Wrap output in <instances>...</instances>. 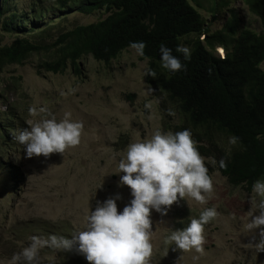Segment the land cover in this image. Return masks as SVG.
Returning <instances> with one entry per match:
<instances>
[{"label":"rangeland","instance_id":"374dc122","mask_svg":"<svg viewBox=\"0 0 264 264\" xmlns=\"http://www.w3.org/2000/svg\"><path fill=\"white\" fill-rule=\"evenodd\" d=\"M32 1L13 0L11 6L23 11ZM186 1L205 19L210 33L226 30L235 16L236 30L246 28L264 37L259 20L242 0ZM39 2L48 14L36 27L56 26L50 41L60 30L93 24L107 16L104 11L79 12L81 0H72L62 11L50 0ZM28 29L5 35L2 44L29 37ZM215 55L220 57L216 50ZM40 59L35 55L22 65L7 66L0 72V112L14 114V130L0 152V264H9L13 254L28 246L33 235L70 238L83 230L97 202L119 195L117 207L122 212L133 199L128 186H119L123 173L119 174L118 162L128 145L150 139L156 131L169 132L183 122L164 94L148 91L147 62L130 48L109 63L86 56L78 62L79 72L68 66L63 74L40 70ZM260 68L264 72V62ZM31 107H47L58 120L71 113L72 120L83 123L81 143L63 154L26 158L23 146L14 137L18 130L30 127V120L35 122ZM220 145L227 153L232 147L230 138L221 137ZM217 164L215 157H205L213 180L212 192L205 194L206 203L186 197L174 203L166 216L152 211L153 252L149 264H264V252L254 246L259 230L249 231L246 227L250 222V200L255 194L230 186ZM209 207L216 208L218 216L205 225L202 253L194 249L184 252L166 242L171 230L187 227L191 219ZM39 264L88 261L75 250L44 248Z\"/></svg>","mask_w":264,"mask_h":264},{"label":"trees","instance_id":"16d2710c","mask_svg":"<svg viewBox=\"0 0 264 264\" xmlns=\"http://www.w3.org/2000/svg\"><path fill=\"white\" fill-rule=\"evenodd\" d=\"M11 1L0 0V72L35 55L41 56L38 68L45 72L63 74L68 66L79 72L78 62L86 56L109 63L130 42L143 41L147 47L140 59L147 62V72L156 73L154 78L146 77L147 84L164 94L183 117L171 131L189 129L200 154L218 160L217 170L230 186L250 192L253 183L264 178L262 35L248 29L236 32L232 20L226 30L210 33L203 17L186 0H81L79 12L104 11L107 16L93 24L60 30L50 41L56 26L36 27L48 14L42 3L33 0L27 10L19 11ZM50 1L61 11L72 3ZM243 1L264 30V0ZM25 27L29 37L2 44L5 35H17ZM161 44L174 54L177 45L190 48V59L184 61L186 71L172 74L160 66ZM217 46L225 50L223 59L214 54ZM13 116V112H0V152L14 130ZM221 137H238V141L224 153ZM220 160L226 167H220Z\"/></svg>","mask_w":264,"mask_h":264},{"label":"clouds","instance_id":"9594fccd","mask_svg":"<svg viewBox=\"0 0 264 264\" xmlns=\"http://www.w3.org/2000/svg\"><path fill=\"white\" fill-rule=\"evenodd\" d=\"M232 21L235 22L236 32L246 29L236 30L235 16ZM128 47L137 56H145V42H130ZM215 50L223 59L225 50L217 46L214 54ZM159 51L163 69L172 74L187 70L184 61L190 59L189 47L177 45L174 54L171 48L161 44ZM145 76L154 78L156 73L148 71ZM148 91L153 92V89ZM29 112L36 117L35 122L30 120V127L18 130L14 137L23 146L26 158L63 154L66 149L81 143L84 126L82 122L72 120L71 113H65L63 119L58 120L47 107H31ZM169 114L175 115L171 111ZM237 141L238 137L231 138L232 144ZM212 162L216 163L215 160ZM219 165L224 168L226 162L220 160ZM118 168L119 174L123 173L119 186H128L133 197L122 212H118L117 207V200L121 199L119 195L97 202L95 211H90L87 216L83 230L70 238L33 235L28 246L13 254L9 264H39L40 252L44 248L62 252L75 250L84 256L88 264H149L153 252L152 211L166 216L174 203L186 197L204 204L205 194L213 190L205 157L200 154L189 129L156 131L150 139L130 143L126 154L118 162ZM252 192L255 197L250 200V222L246 227L249 231L259 230V239L254 241V246L259 252H264V178L253 183ZM217 216L216 208H205L198 218L191 219L187 227L171 230L166 242L184 252L194 249L202 253L205 225Z\"/></svg>","mask_w":264,"mask_h":264}]
</instances>
